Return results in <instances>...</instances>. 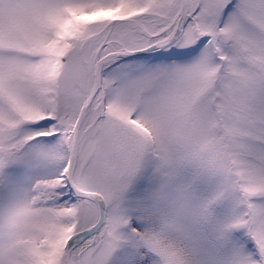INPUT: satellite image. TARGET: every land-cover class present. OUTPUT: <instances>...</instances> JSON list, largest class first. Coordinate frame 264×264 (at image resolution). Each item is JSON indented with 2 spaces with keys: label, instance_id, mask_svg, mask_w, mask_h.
<instances>
[{
  "label": "snow or ice",
  "instance_id": "obj_1",
  "mask_svg": "<svg viewBox=\"0 0 264 264\" xmlns=\"http://www.w3.org/2000/svg\"><path fill=\"white\" fill-rule=\"evenodd\" d=\"M0 264H264V0H0Z\"/></svg>",
  "mask_w": 264,
  "mask_h": 264
}]
</instances>
